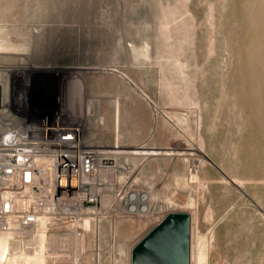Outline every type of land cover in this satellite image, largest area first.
Wrapping results in <instances>:
<instances>
[{
	"label": "rangeland",
	"instance_id": "rangeland-1",
	"mask_svg": "<svg viewBox=\"0 0 264 264\" xmlns=\"http://www.w3.org/2000/svg\"><path fill=\"white\" fill-rule=\"evenodd\" d=\"M0 39L18 47L0 52V82L30 78L40 114L81 120L95 99L100 131L106 103L111 140L95 138L129 153L117 203L148 192L156 210L115 214L105 246L130 255L166 213L188 211L191 259L203 246L208 264H264V0H0ZM53 232L44 220L16 242L26 233L0 228V264H50L38 252ZM86 249L67 264H94Z\"/></svg>",
	"mask_w": 264,
	"mask_h": 264
},
{
	"label": "built area",
	"instance_id": "built-area-1",
	"mask_svg": "<svg viewBox=\"0 0 264 264\" xmlns=\"http://www.w3.org/2000/svg\"><path fill=\"white\" fill-rule=\"evenodd\" d=\"M31 86L26 76L0 82V228L26 233L16 235V242L30 234L34 239L43 220L47 232L55 231L50 236H86L76 224L88 216L96 228L91 241L84 237L79 262L91 242L94 264H131L114 240L106 246L101 240V229H112L115 214H137L128 195L118 199L120 206L114 193L126 182L115 172L129 153L96 140L93 130L103 124L97 100H87L81 120L66 107L40 114L31 105ZM66 252L73 257L70 246Z\"/></svg>",
	"mask_w": 264,
	"mask_h": 264
},
{
	"label": "water",
	"instance_id": "water-1",
	"mask_svg": "<svg viewBox=\"0 0 264 264\" xmlns=\"http://www.w3.org/2000/svg\"><path fill=\"white\" fill-rule=\"evenodd\" d=\"M131 264H191V214L166 213L130 250Z\"/></svg>",
	"mask_w": 264,
	"mask_h": 264
},
{
	"label": "bare ground",
	"instance_id": "bare-ground-1",
	"mask_svg": "<svg viewBox=\"0 0 264 264\" xmlns=\"http://www.w3.org/2000/svg\"><path fill=\"white\" fill-rule=\"evenodd\" d=\"M3 41L0 39V52H4L7 50H9V52H10V50H14V49L18 48L16 45L12 44V42L10 43L9 41L8 42L7 41L3 42ZM69 83H70V85H69L70 87L68 89H71L73 91H74V89H77V88L79 90L81 87V82L79 80L75 79V80L70 81ZM71 90H69L70 93H71ZM73 91H72V93H73ZM69 95H72V94H69ZM68 98H69V96H68ZM163 152L166 153V155L173 153L172 151H163ZM135 153L136 154H143V155H155V154H159L161 152L157 151V150H145V151L135 152ZM127 202L129 205H131V208L133 210H135L137 215L138 214L139 215H145V214L152 215L154 213V211L156 210V203L152 200L151 195L148 192H133L132 194L128 195V201ZM92 221L93 220L90 217L86 216L81 222H78L76 224L77 226H79L80 228H83L87 232L86 236L83 235V233H81L80 235H78V234L72 235L71 237L70 236L69 237L68 236L60 237V236L53 235L52 241L49 242L47 248L45 247L47 244V239H46L42 248L40 249L41 252H38V256L43 252V255L48 256V257H52L50 259V264H67L68 261L77 262L79 256L82 255L83 250L85 248L84 237H86L87 240H91L92 237L94 236V231H95L96 226H95L94 222H92ZM69 246L73 250V254H72L73 257L69 256V254H68L69 252H66L67 247H69ZM29 252L32 253L33 251L31 250ZM52 252H54V254ZM208 258H209V256H208V253H207L205 247L200 246L198 253L196 255L195 254L192 255L191 264H208ZM39 260L42 261V264H46L45 258L40 257ZM74 264H76V263H74Z\"/></svg>",
	"mask_w": 264,
	"mask_h": 264
},
{
	"label": "crops",
	"instance_id": "crops-1",
	"mask_svg": "<svg viewBox=\"0 0 264 264\" xmlns=\"http://www.w3.org/2000/svg\"><path fill=\"white\" fill-rule=\"evenodd\" d=\"M105 107H106V103H102L101 108L104 109L103 113H104V116H105V125H104L103 129L100 130V131H98V129L95 128L96 129L95 134H96V136L99 135V137L101 138L102 141H109L111 139L109 138V135H108L109 134L108 133L109 128H107V127L110 124V119L107 116V112L105 111ZM124 132H126V133H122L121 131L119 132L120 137H121V139H120L121 141H130V140H133L131 138V135L129 134V132H127V131H124ZM143 133L145 135L146 132L144 131ZM144 139H145V137H144ZM152 148H154V149H163V148H166V147L153 146ZM159 154H161V153H159ZM159 154H157V155H159Z\"/></svg>",
	"mask_w": 264,
	"mask_h": 264
}]
</instances>
